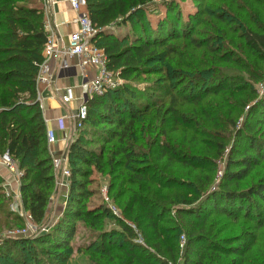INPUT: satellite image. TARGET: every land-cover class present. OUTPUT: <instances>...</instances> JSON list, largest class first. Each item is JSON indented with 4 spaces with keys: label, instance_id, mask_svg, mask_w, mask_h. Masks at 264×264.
Wrapping results in <instances>:
<instances>
[{
    "label": "trees",
    "instance_id": "trees-1",
    "mask_svg": "<svg viewBox=\"0 0 264 264\" xmlns=\"http://www.w3.org/2000/svg\"><path fill=\"white\" fill-rule=\"evenodd\" d=\"M155 1L87 0V11L93 25L99 30L95 43L104 49L108 57V69L118 73L125 83L103 95L93 96L88 102V118L80 134L68 147L71 171L70 197L68 208L61 216L57 227L52 232L49 230L32 237L5 238L4 245L7 248L0 247L1 257L8 258L11 253L16 252L17 255L14 256L16 264H40L42 261L37 247L43 245L48 247L46 253H51L50 249L58 252L51 253L57 262L67 261L72 248L70 243L76 234V222L90 221L93 228L101 229L102 219L111 217L122 230L113 229L95 234L98 240L92 242L90 246L100 241V248L107 249V252L111 248H116L138 259L140 264H154L153 260L158 264H168V261L151 254L148 246H140L134 240L138 238V234L126 221L117 218L109 207L103 205L94 210L85 208L87 200L94 193L88 187V178L93 172L83 168L84 165L89 168L94 165L101 172L107 171L113 179L109 184V195L113 196L118 204L119 199L130 195L128 200L121 203L126 205L123 212L131 215L136 209V220H140L141 225L151 230L155 234V239L158 238L164 243L174 237L166 236L161 239L163 233H172L177 226L162 225L161 222L167 216L169 221H174L175 218L172 216L174 207L160 203V200L174 204V215L194 217L197 223L205 224L210 217L216 215H225L235 221L244 218L255 222L252 230H245L235 239L224 240V243L232 245L229 247H224L214 240L210 241L203 231L192 229L188 236L187 263L193 260L192 253L198 244L202 248L197 253V264H204L206 259L209 260L204 254L207 250L211 258L236 256L239 259L235 258L236 262L232 264H243L247 260L246 252L258 244L257 232L264 227V178L247 190L239 191L230 187L240 183L264 161L263 140L240 133L218 185L212 184L214 177L209 172L201 180L198 179L197 184L188 183L186 180L169 176L156 168L150 160L152 157L156 161H162L165 163V169L174 168L176 165L182 168L192 166L200 170L207 165L211 167L212 162L209 158L190 157L189 152L185 150L190 141H198V134L202 131L195 126V129H192L195 136L188 140L187 131L193 123L197 125L200 120L187 117V111L180 107L185 104L208 105L210 102L206 101L209 96L213 97L224 91H231L236 95L246 90V86L242 85L246 82L245 79L222 75L221 72L209 76L213 73L190 71L189 74H184L174 68L171 70L170 66L164 68L163 65L159 69L150 67V64L157 61L162 63L167 61L168 54L172 52L171 49H165L169 40L185 36L195 48L203 46L200 40L191 38L187 33L183 35L185 26L191 28L197 22L200 23L201 19L193 15L188 21L184 20L185 22L180 24L182 20L177 14L175 16L176 6L171 3L168 7L157 10L156 13L161 17L155 25L146 15L150 4ZM217 18L225 21L224 14ZM114 25L115 30H110ZM117 28H122L124 32L118 34ZM242 37L250 50L264 55L263 30H246ZM47 43L46 9L43 0H0V155L5 151L9 152L23 170L20 184L23 207L38 223L44 222L46 218L50 191L55 183L47 125L37 88ZM208 45L210 46L209 43ZM162 71L168 76H162L158 79V84L149 87V90L158 93L153 99L151 95L139 92L140 89L128 84L133 75ZM164 79L178 82L160 83ZM182 79H185L184 83L179 82ZM234 80H237L238 84H235ZM192 89L195 91L190 92ZM121 91L125 94L124 101L120 100ZM138 97L145 101L139 104L136 102ZM164 98L169 99L168 105ZM240 100L241 103L245 102L244 99ZM255 109L252 106L248 114L249 117L253 115L256 117L253 126L264 124V98ZM109 111L113 112L112 118L105 117ZM205 111L201 113L204 119L212 120V109ZM143 118L148 123L147 127L146 123L142 124ZM102 125H108L110 128L102 131L100 130ZM253 126L249 128L253 129ZM180 127H183L181 129L185 134L179 144L178 137L172 133L177 132ZM105 132L110 134V138L104 137ZM147 132L149 134H146ZM90 134L102 138L104 144L100 151L89 148L94 140H98ZM216 138L220 150H224L225 147L220 142L221 137ZM113 141L114 146L108 150L109 155L105 158L107 145ZM139 143L145 147L141 148ZM4 183L5 180L0 175V197L7 200ZM134 187H138L139 191ZM165 189L179 190L183 194L181 193L182 196L177 200L176 197L165 194ZM143 191H147L148 194L145 195ZM0 212H6L2 204ZM12 215L13 212L8 211L6 216ZM20 215L15 216L17 221H23ZM178 221L175 219L174 223ZM126 237H129V240ZM123 239H126L127 245L137 250L126 249L127 245ZM159 242L155 245L162 250ZM17 247L19 250L15 251ZM138 248L150 250L149 258L139 255ZM169 249H172L171 245ZM211 258L210 261L214 262L215 259Z\"/></svg>",
    "mask_w": 264,
    "mask_h": 264
},
{
    "label": "rangeland",
    "instance_id": "rangeland-1",
    "mask_svg": "<svg viewBox=\"0 0 264 264\" xmlns=\"http://www.w3.org/2000/svg\"><path fill=\"white\" fill-rule=\"evenodd\" d=\"M171 3L175 4L174 6H176L174 9V14L175 16L177 14V16H179L182 20L180 24H182V22L184 23L186 20L188 21L193 15H196V18L201 19L200 23L197 22L196 25L193 27L191 26V28L189 26H185V32L183 35H186L187 33L191 36V38L200 40L203 46L200 48H195L194 45L190 43L189 38L185 36L169 40L166 45L167 47H165L166 50L171 49L172 51L168 54V62L166 61L165 63H162L157 61L150 64V67L159 69L163 65L164 68H166V66H170L172 68L171 70L174 68L177 72H182L184 74H189L190 71H209L213 73L209 76H214L221 72L222 75L233 76L235 78L241 77L245 79L246 84L243 83L242 85L246 86V90L242 91L241 94L236 95L231 91H224L219 95L213 97L209 96L207 98L208 101H206L210 102L208 105L194 106L192 104H185L180 107L182 110L187 111V117L197 118L200 120L197 125H194L193 123V125H191L187 131L186 134L188 140L193 139V136H195V132L192 130L195 129V126H198L196 129L202 131L201 134H198V141H190V143L186 145L185 150L190 153H188L190 157L198 156L200 158H209L212 162L211 167L210 165H207L206 168L201 169L202 171L200 169L192 168V166L182 168L180 165H176L174 168L165 169V163L162 161H156L151 156L150 160L156 168L161 169L169 176L186 180L188 183L197 184V180H201V178L205 177L209 172L211 176L214 177L212 184L218 185L225 169L227 159L231 155L233 147L237 144L240 133H244L247 136L251 135L256 139H261L264 141V124L253 126L256 122V117L254 115L249 117L248 115L252 106L254 109L257 108L264 98V55L250 50L242 37L243 32L246 30L264 31V0H156L154 3L150 4L149 9H153V11H149L148 9V12L146 13L147 17L150 18V20L154 22L155 25H157V22L161 17L158 13H156L157 10L160 11L161 7L166 8ZM223 14L225 15V21L217 18ZM113 27L114 28L111 27V29H109L115 30V25ZM116 32L119 34L120 32L123 33L124 30L122 28H117ZM208 43L211 47L208 45ZM225 58L231 61L228 62V60ZM162 76L167 77L168 75L165 71H162L161 73H147L138 76L133 75L129 79L128 84H130L132 87H137L138 90L140 89L139 92H143L146 95H151L153 99L158 93L149 90V87L158 84V79ZM257 76H259L258 79ZM184 80L182 79V81L179 82L184 83ZM172 82L174 83L178 81H169L164 79V81L160 83L171 84ZM234 82L235 84H238L237 80H234ZM124 83L125 81L122 79V83L117 87L122 86ZM194 91L195 89H192L190 92ZM240 99H244L245 102L241 103ZM120 100H125V94L122 91L120 94ZM144 101L145 100L142 99V97L136 98V102L139 104H142ZM164 101L169 103L168 98H164ZM168 103L166 105H168ZM236 107L240 109L238 110ZM205 109H212V120L204 119L202 116L201 113L206 112ZM112 113L113 112L109 111L106 113L105 117L112 118ZM145 118H143L142 124L147 122L145 121ZM71 122L73 123L74 121L71 120ZM147 125L148 123L145 124V127H147ZM252 126L254 127L253 129L249 128ZM72 127L73 128L71 130L75 131V136H78L82 128L74 129V125ZM170 127L171 126H169V128ZM106 128L110 127L108 125L100 126V130L102 131L106 130ZM181 128L183 127L177 129V132L172 133L173 136L175 135L178 137L179 144L182 142L181 137L185 134ZM146 134L149 133L147 132ZM90 135L98 140H94L92 144L89 145V148L91 150H97V152L100 151L104 144L102 138H99L96 135ZM105 136L110 138L109 133L106 134L105 132L104 137ZM212 136H214L215 139H217L216 136L221 137L222 140L220 142L224 145V150H220V144H218ZM114 142L115 141L108 143L105 158L108 157V150L114 146ZM66 144V149L59 156L68 158V147L71 144L70 140H68ZM139 146H141V148L145 147L140 143ZM5 153H7V151H5L4 154ZM154 153L156 154V152ZM2 155H0V161L2 159ZM52 157L54 160V158L58 157V154L56 155L52 152ZM14 162L18 169L17 173H12L6 168L10 172L11 177H13L14 184L11 186L13 187L14 191L12 187H8L4 183L6 194L5 197L7 200L0 197V206L2 204L4 206V210H6L5 213L0 212V247H3L4 249L7 248L4 245L5 238L21 236L32 237L37 233L43 234L49 230L52 232V230L59 224L61 216L64 214L66 208H68L67 205L70 197V178H64L62 169H55L53 165L55 183L53 184V188L50 191L47 215L44 219V222L38 223L32 219L30 213L23 207V200L21 196L17 198L18 206H15V209H13L12 204L16 199V193H20L19 185L18 188L15 189L17 186V184H15L17 183L16 177L20 174L23 175V170L19 167L18 162L15 159ZM67 164L69 167V161H67ZM83 168L87 170L90 169L93 172L88 178V187L93 191L94 195L87 200L85 208L94 210L96 207L103 205L109 207L111 212L117 216V218L126 221L138 234V238L134 240H136L140 246H148L151 250V254L159 256L161 259L168 261V264H197V253L200 248H202L200 244H198L193 250V260H190V262L187 263L188 236L192 229L203 231L208 236L210 241L214 240L223 244L224 247H229L232 245H229V243H224V240L235 239L236 236L242 235L247 229L252 230L256 225L254 221H250L248 219L240 218L238 221H235L234 219L226 217L225 215H216L210 217L205 224H202L201 222L197 223V220L194 217L174 215V204L160 200V203L166 204L172 208L174 207L172 216L179 220L178 223L175 224V219L174 221H169V217L167 216L166 219L161 222L164 226H177L174 232L163 233L161 239L166 236L174 237L173 239H169L167 243H164L158 238L155 239V234H153L151 230L146 229L144 225H141L139 222L140 220H136V209L131 215H126L123 212V209L126 205L121 203L122 201L124 202L128 200L130 195L119 199L120 204L116 202L113 196L109 195V192L108 198L105 199L103 196V189L105 186L109 188L110 182L113 181L112 177L108 175L107 171L101 172L95 168L94 165L90 168L89 166L84 165ZM263 178L264 161L256 166L240 183L237 185H231L230 188L239 191L247 190ZM134 188L139 191L138 187ZM113 192L115 193V191ZM164 192L165 194L167 193L171 195L173 198L176 197L177 200L180 198V196H182V191L175 189H165ZM8 193L10 195H8ZM143 193L145 195L148 194L147 191H143ZM176 194H179V196ZM8 211H12L13 215L7 217L6 215ZM18 214L22 215L23 221H17L15 219V216ZM102 223L103 225L100 227L101 229H95L91 225L90 221L76 222V234L70 243L72 248L70 249V257L67 261L59 260V262H57L51 254L58 253L56 250L50 249L49 252L51 253H46L45 251H47L46 248L48 247L38 245V254H40L39 258L42 261H40V264H140L138 259L132 258L128 254L124 253L123 251H119L116 248H111L109 252L106 251L107 249L104 250L103 248H100V241L95 245L90 246L92 242L98 240L95 234L98 235L104 231H111L113 229L122 230V227L118 225L117 221L111 217L102 219ZM257 235L258 244L246 252L245 257L247 260L244 261L243 264H258L264 262V227H262L257 232ZM126 239L129 240V237H126ZM126 239L123 240L127 245ZM157 242L161 244L160 246L162 250H159L155 245ZM170 245L172 246V249H169ZM18 248L19 247H17L15 251H18ZM125 248L131 249L134 247L127 245ZM134 249L137 250L136 248ZM149 251L138 248V254L142 257L149 258ZM2 252L5 253L3 250ZM204 254L209 258V260L206 259L204 261V264H232V262L236 260L235 258L239 259L236 256L211 258L210 252L208 250L205 251ZM11 255L8 258L1 257L0 255L1 264H16L14 260L16 257L14 256L17 255V253L13 252ZM210 258L215 259V261H210ZM152 262L154 264H158L154 260Z\"/></svg>",
    "mask_w": 264,
    "mask_h": 264
},
{
    "label": "built area",
    "instance_id": "built-area-1",
    "mask_svg": "<svg viewBox=\"0 0 264 264\" xmlns=\"http://www.w3.org/2000/svg\"><path fill=\"white\" fill-rule=\"evenodd\" d=\"M46 12L51 9L53 0H43ZM72 9L77 13L78 29L71 32L68 41H64L63 37L59 36L56 28L53 27L49 19L46 22V29L48 32V43L44 49V62L41 65L38 80L50 84L52 82L53 73L50 66V61L57 55L62 54L66 59L63 62L62 67L68 68L71 66L68 60L73 58L78 59V67L83 74V82L81 87H85L88 90L87 96L81 98L77 96L76 89L73 86L64 88L62 94V101L64 104L72 105L79 101L76 109L72 112L66 113V115L60 118L59 122L64 126L65 119L74 121V129H81L84 122L88 118V102L96 94L103 95L110 89L116 88L122 83V79L115 71L108 69V57L104 49L100 48L95 43V37L98 34V29L92 23V20L87 11V0H68ZM68 58V60H67ZM93 68L96 71V75L90 78L88 75L89 69ZM117 77V78H115ZM75 133V131H74ZM47 139L50 145L55 144L58 141L56 132L52 128L47 129ZM72 142V139L70 140ZM2 164L12 173H17V167L14 159L9 152L5 153L1 157ZM68 158L58 156L54 158L53 165L55 169H62L64 178H70V170L67 164ZM64 162V164H63ZM63 164V165H62ZM21 175H17V184H21ZM109 188L107 186L103 189V196L108 198ZM8 195H10L8 193ZM21 196L20 193H16V199L12 204V208L15 209L17 205V198ZM20 206V205H19ZM22 214V213H21ZM24 214V211H23ZM39 233H37L38 235Z\"/></svg>",
    "mask_w": 264,
    "mask_h": 264
},
{
    "label": "crops",
    "instance_id": "crops-1",
    "mask_svg": "<svg viewBox=\"0 0 264 264\" xmlns=\"http://www.w3.org/2000/svg\"><path fill=\"white\" fill-rule=\"evenodd\" d=\"M77 16V13L72 9L68 0H53L51 9L46 12V22L50 19V24L56 28L59 36L63 37L66 42L71 32L79 27ZM65 59L66 58L62 54H59L50 61L53 73L52 82L50 84L40 80L37 82L40 106L46 121L47 129H54L58 137V141L55 144L49 145V150L51 154L53 152L56 155L58 154V156L66 149V142L71 139L73 141L77 137L74 131L71 130L74 122L72 123L68 118L65 119L64 126L59 122L60 118L64 117L66 113L76 109L79 103V101H77L72 105L64 104L62 101L64 88L68 86L75 87L76 94L80 98L84 95L85 97L88 95L86 92L88 89L81 87L83 74L78 67V59L73 58L68 60L67 58L71 66L63 68L62 65ZM88 75L90 78H93L96 75V71L90 68ZM0 175L4 178L5 185L12 187L11 185L14 184L13 177H11L6 167L1 164V161ZM17 188L18 184L15 189Z\"/></svg>",
    "mask_w": 264,
    "mask_h": 264
}]
</instances>
